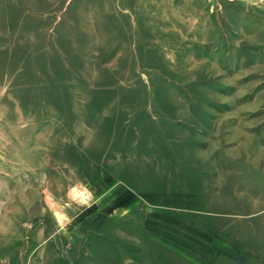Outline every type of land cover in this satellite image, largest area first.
Segmentation results:
<instances>
[{"label": "rangeland", "instance_id": "1", "mask_svg": "<svg viewBox=\"0 0 264 264\" xmlns=\"http://www.w3.org/2000/svg\"><path fill=\"white\" fill-rule=\"evenodd\" d=\"M115 182L144 200L99 214ZM149 213L195 236L154 240ZM50 242L264 264V0H0V264Z\"/></svg>", "mask_w": 264, "mask_h": 264}, {"label": "crops", "instance_id": "2", "mask_svg": "<svg viewBox=\"0 0 264 264\" xmlns=\"http://www.w3.org/2000/svg\"><path fill=\"white\" fill-rule=\"evenodd\" d=\"M111 191L112 192H104L99 195V201L97 203L98 210L97 212L99 214L111 213L112 211H116V213L121 212V215H123L126 212H130L127 210H131L130 208H133L135 206H140V202L144 200L142 197V194H133V193H127L126 191L123 192V189H121L120 184L118 183H112L111 184ZM110 195V199H108V196ZM150 199L153 201H161V202H168V203H176L180 204L183 201H186L187 195L186 194H172V193H151ZM131 205V206H130ZM103 208H106L103 210ZM180 208V207H179ZM103 213V214H104ZM148 217L150 226L153 227L154 233L156 232V237L154 240L163 241H170V235L171 233L173 235H177L178 237L182 238H188V234L190 236H195L194 233H188L186 230L185 225L181 223L180 221L173 220L172 223L171 216L168 214L166 215H151ZM119 215V216H121ZM115 217V218H118ZM186 223V222H185ZM152 224V225H151ZM162 229V235L159 233V231ZM161 232V231H160ZM161 234V236H160ZM166 235V236H165ZM56 243L50 242L45 243L44 245L40 244L37 248H35V253L30 257H24L22 259L21 264H73L69 259L62 257L60 258L58 255L52 254L47 252V250L54 249V246ZM57 246V245H56ZM230 260V259H229ZM234 260V259H233Z\"/></svg>", "mask_w": 264, "mask_h": 264}]
</instances>
